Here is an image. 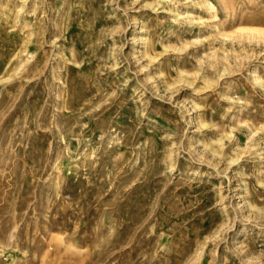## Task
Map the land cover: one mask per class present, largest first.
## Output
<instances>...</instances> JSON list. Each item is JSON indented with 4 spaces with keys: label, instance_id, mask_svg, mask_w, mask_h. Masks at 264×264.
<instances>
[{
    "label": "rangeland",
    "instance_id": "obj_1",
    "mask_svg": "<svg viewBox=\"0 0 264 264\" xmlns=\"http://www.w3.org/2000/svg\"><path fill=\"white\" fill-rule=\"evenodd\" d=\"M0 264H264V0H0Z\"/></svg>",
    "mask_w": 264,
    "mask_h": 264
}]
</instances>
